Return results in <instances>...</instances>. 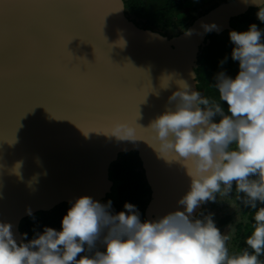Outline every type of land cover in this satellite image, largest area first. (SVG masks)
I'll list each match as a JSON object with an SVG mask.
<instances>
[{
  "label": "water",
  "instance_id": "95a60500",
  "mask_svg": "<svg viewBox=\"0 0 264 264\" xmlns=\"http://www.w3.org/2000/svg\"><path fill=\"white\" fill-rule=\"evenodd\" d=\"M250 5L221 4L168 38L140 31L122 0H0V222L18 243L29 211L103 200L110 164L130 151L151 189L145 220L184 210L178 201L190 178L149 145L156 141L145 127L173 107L177 80L197 90L193 68L206 33L223 31L232 11ZM117 123L139 140L109 136Z\"/></svg>",
  "mask_w": 264,
  "mask_h": 264
},
{
  "label": "clouds",
  "instance_id": "9594fccd",
  "mask_svg": "<svg viewBox=\"0 0 264 264\" xmlns=\"http://www.w3.org/2000/svg\"><path fill=\"white\" fill-rule=\"evenodd\" d=\"M251 3L264 22V0ZM228 35L239 70L234 78L218 73L214 84L227 113L221 103L177 80L178 90L168 98L173 107L145 127L156 141L149 145L167 162L181 163L190 178L178 201L184 210L142 222L133 204L125 203L126 211L113 215L111 201L81 196L62 216L59 231L45 227L27 242L18 243L12 225L0 222V264H264V207L257 208L258 202L264 204V33L250 24ZM109 136L139 140L126 123H117ZM233 185L243 194L238 199L255 211L247 247L230 255L228 237L212 215L193 219L191 214L217 194L229 195ZM102 233L104 251L81 255L95 248Z\"/></svg>",
  "mask_w": 264,
  "mask_h": 264
},
{
  "label": "flooded vegetation",
  "instance_id": "af4514ba",
  "mask_svg": "<svg viewBox=\"0 0 264 264\" xmlns=\"http://www.w3.org/2000/svg\"><path fill=\"white\" fill-rule=\"evenodd\" d=\"M232 1L234 0H194V1L182 0L179 9L175 10L173 14L174 16L170 19V22L166 26V29L163 30L154 28V26L152 27V30L148 28H144L143 26L144 24L140 23V21L144 22V19L138 20L128 16L126 7L124 9V12L126 17L130 21H132L140 31H145L148 33L157 32L165 37H172L178 35L179 33H182L194 20L203 16L210 10L214 9L215 7L221 4H226ZM175 8L177 7L174 6V9ZM257 11L258 8L254 4L248 7H243L240 9V11L234 10L228 17L227 27L223 31L206 33L204 41L201 42L203 44L202 46L199 47V51L196 57V64L195 67L193 68L195 81L197 82L196 84L197 91L201 92L204 98H206V90L203 87V84L201 83V79L203 80L205 77L204 76L205 70H203L202 65L205 57L209 52V51L208 52L205 51L209 48H214L216 49V51L225 50L224 47L227 46L228 44L233 46V44L229 39V35H228L229 32L232 30L238 32L246 31L250 24H255L257 28L260 29L262 33H264V22H261L260 20L257 19L256 16ZM183 25H185V27H183ZM262 42H264V35H262ZM222 56L223 55L221 54V57ZM227 65H228L227 61L226 63H222V64L218 63L215 65L216 66L214 69L215 76L213 79L214 83H216L215 77L220 72H224L227 76L232 78L236 76L239 70L238 62L234 61L230 71H229V67L227 68ZM216 92H218V90H216ZM134 153L138 158L137 153L134 151H130L126 155L130 156V154H134ZM138 161L140 162L139 158ZM136 171L139 173L141 171L142 173L144 184H142L141 186V183L138 182V187L141 186L140 191L143 190L144 193H146L144 196H142V201L147 200V204H148L151 196V189L147 184L141 162L139 168H137ZM108 178L110 180V192L106 195V198L100 201V203L107 204L109 201H111V207L113 205L115 208L117 201L115 190L117 187L115 181L112 179V174L110 173V167H109ZM238 197H243V194L237 193L235 189V185H233V190L229 195H224L223 193L217 194L216 200L214 202L213 201L204 202L201 208L192 217L193 219H203L205 216L211 214L212 219L214 220L216 226L220 229L221 234L227 235L228 237L227 247L229 248L230 255L239 254V252L242 250L239 246L241 242L244 244L245 248L247 247L245 244V239L250 234V231L246 232L245 229L246 227H249V225L253 226L254 224L252 217L255 210L244 205L241 202V199H238ZM259 207H264V204H260L258 202L257 208ZM144 213H145V209L142 213L143 214L142 217H144L145 220ZM260 258L261 260H264V256Z\"/></svg>",
  "mask_w": 264,
  "mask_h": 264
},
{
  "label": "trees",
  "instance_id": "16d2710c",
  "mask_svg": "<svg viewBox=\"0 0 264 264\" xmlns=\"http://www.w3.org/2000/svg\"><path fill=\"white\" fill-rule=\"evenodd\" d=\"M148 1L149 0H122L124 9L126 7L128 16L138 20L144 19V22L140 21V23L144 24V28L152 30V27L154 26V28L163 30L166 29V26L169 24L170 19L174 16L173 14L175 10L179 9L182 0H156L157 3L160 2V4L162 5L158 6L154 10L153 15L150 17H147V15L149 16V14H147L145 10ZM174 6L177 8L174 9ZM183 27H185V25H183ZM230 48L232 51L233 46L228 44L224 47V49L227 51L219 50V52H216V49L214 48H209L205 51H209L207 55L210 54L212 60L208 62V72L206 71L208 67L205 69L204 79H201V83L206 90V98L209 99L210 102L215 101L221 103V106L224 108L226 113L227 105L225 102L219 100V94L218 92H216V89L213 88L214 86L211 85V81L214 79L212 75L215 76V68L213 66L218 63L222 64L226 63V61L228 62V58L231 55L229 53ZM221 54L223 55L222 57ZM202 67H204V64L202 65ZM214 120L218 121L219 117H215ZM127 153L129 152L119 154L117 160L115 162H112L109 166L110 173L112 174V179L115 181L117 187L115 190L117 200L116 205L115 208L112 205L109 211L114 215L120 211H126L124 209L125 203L133 204L136 206V209L140 214V219L143 222L145 220L144 217H142V213L147 204V200L142 201V196H144L146 193H144L143 190L140 191V187L142 186V184H144V181L141 171L140 173L136 171L140 166V162L138 161L135 153L130 154V156L126 155ZM138 182L141 183V186L139 187ZM70 206L71 204L69 203H61L47 212H37L26 218H23L19 225V233L21 234L23 239L22 242H27L28 240L35 238L36 234L42 233L45 227H50L59 231L61 218ZM251 227V225H249V227H246V232L250 231ZM24 234H27L26 239ZM239 246L242 250L245 249V246L242 242ZM85 247L87 248V246ZM95 251L103 252L104 248L99 249L95 246V248L91 251H86L81 255H92Z\"/></svg>",
  "mask_w": 264,
  "mask_h": 264
},
{
  "label": "rangeland",
  "instance_id": "374dc122",
  "mask_svg": "<svg viewBox=\"0 0 264 264\" xmlns=\"http://www.w3.org/2000/svg\"><path fill=\"white\" fill-rule=\"evenodd\" d=\"M194 1V0H193ZM162 4H160V2H158L157 3V1L155 0H149L148 1V4H147V6L145 7V10H146V12H147V14H149V16L147 15V17H150V16H152L153 15V12H154V10L158 7V6H161ZM168 31V30H167ZM166 31V32H167ZM168 38H170V37H168ZM220 48H222V47H220ZM220 48H218V49H220ZM216 52H219V50L218 51H216ZM229 53L231 54V48L229 49ZM210 60H212V57H211V55L209 54V55H207L206 57H205V59H204V67H203V70H205L207 67H208V62L210 61ZM228 65H227V68L229 67V71L231 70V68H232V65H233V63H234V60L231 58V55H230V57L228 58ZM214 68L216 67V66H213ZM208 70H209V67L206 69V71L208 72ZM213 77H214V75H212ZM209 78V77H208ZM216 78V77H215ZM210 79V78H209ZM214 80H212L211 81V85H213L214 86ZM214 89H216L215 88V86L213 87ZM217 90V89H216Z\"/></svg>",
  "mask_w": 264,
  "mask_h": 264
}]
</instances>
